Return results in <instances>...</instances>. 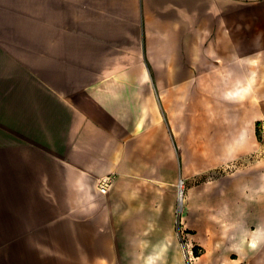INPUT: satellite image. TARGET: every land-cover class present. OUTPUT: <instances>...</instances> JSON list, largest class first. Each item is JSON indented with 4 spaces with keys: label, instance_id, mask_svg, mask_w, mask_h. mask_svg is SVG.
Instances as JSON below:
<instances>
[{
    "label": "crops",
    "instance_id": "obj_1",
    "mask_svg": "<svg viewBox=\"0 0 264 264\" xmlns=\"http://www.w3.org/2000/svg\"><path fill=\"white\" fill-rule=\"evenodd\" d=\"M254 4L0 0V264H163L188 92L213 123L242 108V153L264 151L260 70L235 72ZM246 185L262 195L264 171Z\"/></svg>",
    "mask_w": 264,
    "mask_h": 264
},
{
    "label": "rangeland",
    "instance_id": "obj_2",
    "mask_svg": "<svg viewBox=\"0 0 264 264\" xmlns=\"http://www.w3.org/2000/svg\"><path fill=\"white\" fill-rule=\"evenodd\" d=\"M263 9L254 4L247 11L236 13V17L242 15V19L251 21L249 26L242 28V34L257 41L243 49L250 53V59H236L246 64L249 62L242 70H235L239 72L236 75L245 81L248 70H260L261 86H264ZM231 88L234 89L233 86ZM188 96L190 99L185 107V123H172L177 136L181 126L183 128L180 144L183 161L182 170L176 174L177 185L174 186V245L167 248L163 264H254L257 261V249L264 248V241L261 239L264 233L258 234L262 229L260 219L264 218V187L259 196L254 193L253 188L246 185V181L250 174L263 173L264 151L259 154L242 153V143L247 138L250 127L248 121L240 117L242 108H235L234 113L223 112L219 116V122L213 123L207 117L196 116L193 90L188 92ZM241 103L243 102L239 104ZM171 117L177 120L176 116ZM258 120L255 122L256 140L258 144H263L264 134L259 128ZM196 137L202 141L201 149H196ZM232 141H235L236 153L222 161L229 155L227 150ZM176 142L179 146V139ZM180 180L183 202L179 204L177 191ZM232 229L236 237L247 238L248 250L238 241L229 243V240L219 238L227 236ZM176 254L179 257L177 261Z\"/></svg>",
    "mask_w": 264,
    "mask_h": 264
},
{
    "label": "bare ground",
    "instance_id": "obj_3",
    "mask_svg": "<svg viewBox=\"0 0 264 264\" xmlns=\"http://www.w3.org/2000/svg\"><path fill=\"white\" fill-rule=\"evenodd\" d=\"M237 86H239L238 84H236V87H234V89H233V91H232V94L234 95V96H236V98L239 96L240 97V95L243 93V92H240V95H238V94H236V93H239V89H240V87H237ZM231 94V93H230ZM238 97V98H239ZM177 199H178V202H179V204L181 203V202H183V196H182V181L180 180L179 182H178V191H177ZM264 219V218H263ZM263 219H260L261 221L259 222V225H260V227H262V229H260V232L261 233H258L259 235H261L262 233H264V220ZM263 220V221H262ZM230 232L231 233H228L227 234V236H225V237H219L220 239H222V240H224V241H226V240H229V243L230 242H234V241H238V242H240L241 243V245L245 248V249H247L248 250V244H247V238L245 237V236H241V237H236L235 236V232H234V229H232V230H230ZM231 234H233L232 236H231ZM243 235H245V234H243ZM215 238V237H214ZM262 239V242L264 241V236H263V238H261ZM254 244V243H253ZM260 244L262 245V243H261V241H260ZM257 256H256V259H257V261H255L254 262V264H264V248H258L257 249Z\"/></svg>",
    "mask_w": 264,
    "mask_h": 264
},
{
    "label": "built area",
    "instance_id": "obj_4",
    "mask_svg": "<svg viewBox=\"0 0 264 264\" xmlns=\"http://www.w3.org/2000/svg\"><path fill=\"white\" fill-rule=\"evenodd\" d=\"M259 128L261 132L264 134V118L258 120ZM111 184L110 176H103L98 182V189L101 193H105Z\"/></svg>",
    "mask_w": 264,
    "mask_h": 264
}]
</instances>
